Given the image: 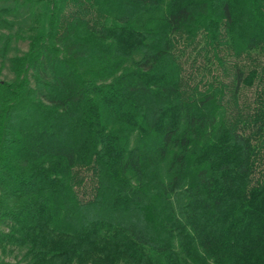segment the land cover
Returning a JSON list of instances; mask_svg holds the SVG:
<instances>
[{
    "label": "trees",
    "instance_id": "trees-1",
    "mask_svg": "<svg viewBox=\"0 0 264 264\" xmlns=\"http://www.w3.org/2000/svg\"><path fill=\"white\" fill-rule=\"evenodd\" d=\"M47 2L0 79V264H264V0Z\"/></svg>",
    "mask_w": 264,
    "mask_h": 264
},
{
    "label": "rangeland",
    "instance_id": "rangeland-1",
    "mask_svg": "<svg viewBox=\"0 0 264 264\" xmlns=\"http://www.w3.org/2000/svg\"><path fill=\"white\" fill-rule=\"evenodd\" d=\"M47 0H0V79L11 82L14 79L9 69V59L27 51L28 37L47 32L49 14ZM163 172V171H162ZM23 249H13L6 260L20 261ZM1 257V255H0Z\"/></svg>",
    "mask_w": 264,
    "mask_h": 264
}]
</instances>
